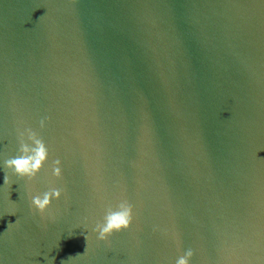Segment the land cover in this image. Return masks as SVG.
<instances>
[{"label": "water", "instance_id": "water-1", "mask_svg": "<svg viewBox=\"0 0 264 264\" xmlns=\"http://www.w3.org/2000/svg\"><path fill=\"white\" fill-rule=\"evenodd\" d=\"M29 130L49 153L31 180L5 167ZM189 250L264 264V0H0V264Z\"/></svg>", "mask_w": 264, "mask_h": 264}, {"label": "clouds", "instance_id": "clouds-1", "mask_svg": "<svg viewBox=\"0 0 264 264\" xmlns=\"http://www.w3.org/2000/svg\"><path fill=\"white\" fill-rule=\"evenodd\" d=\"M44 126V121H41V127ZM28 139L32 141L34 146H29L27 143L21 141L19 149L20 154L15 158H10L5 161V167L10 170H14V173L23 178L27 177L30 180L36 176V174L42 169L43 165L48 159V149L42 139L29 130ZM55 167L53 168V175L55 177L61 176L60 161H55ZM9 183L7 175H5V184ZM61 191L52 189L45 192L42 196L36 195L32 197V205L40 213H44L50 206L53 198L59 199ZM132 221V208L130 205L121 204L118 211L108 210L104 217L103 223H98L96 231L99 233L98 238L105 240L113 232H118L123 229H127ZM85 239H87L85 237ZM193 253L189 250L186 256H182L177 260V264H189V259Z\"/></svg>", "mask_w": 264, "mask_h": 264}]
</instances>
